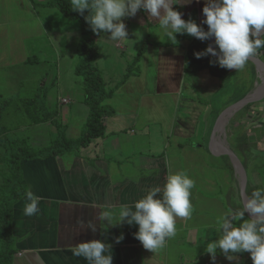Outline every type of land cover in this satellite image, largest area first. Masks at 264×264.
I'll return each instance as SVG.
<instances>
[{
    "label": "crops",
    "instance_id": "crops-1",
    "mask_svg": "<svg viewBox=\"0 0 264 264\" xmlns=\"http://www.w3.org/2000/svg\"><path fill=\"white\" fill-rule=\"evenodd\" d=\"M49 1L0 0V69L20 64L27 71L31 50L40 54L47 49L43 54L54 56L57 63L51 68H55L53 89L45 95L46 109L56 112L66 137L78 138L90 114L85 84L73 61L82 27L78 19L47 6ZM205 3L191 0L173 7L183 19L201 25ZM122 19L128 40L111 42L109 33L96 37V52L107 61L116 59V49L119 55L135 56L130 67L125 62L119 69L120 76L104 78L106 87L114 88L106 102L116 110L106 120V136L80 150L21 161L28 188L40 197V211L28 217L23 213L28 203L25 196L16 203L12 264H88L85 258L73 256L71 248L93 239L111 246L113 264H253L248 252L237 253V259L229 261L217 249L213 262L205 250L207 243L219 238V219L229 210L242 209L244 200L238 170L229 155L214 148L212 133L227 108L263 83L260 68L249 60L243 70L225 69L220 74L206 59L203 67L189 70L186 57L195 37L176 34V40L171 39L143 10ZM149 21L154 32L148 30ZM152 36L156 39L149 41ZM256 56L264 60V49ZM46 75L45 79L50 77L47 71ZM19 84L24 88L26 81ZM0 93V99L19 96L13 85L0 88ZM258 98L234 113L223 135L246 168L247 196L264 188V96ZM16 133L39 148L36 145L51 143L59 128L48 121ZM224 158L226 165L216 162ZM175 173L187 174L195 182L192 214L189 219L177 218L176 235L164 248L151 252L135 238L138 225L118 222L119 210L132 208L148 188L162 186ZM105 211L112 213L110 221L103 219ZM81 221L92 222L96 231L82 228ZM121 234L124 238L117 243Z\"/></svg>",
    "mask_w": 264,
    "mask_h": 264
},
{
    "label": "clouds",
    "instance_id": "clouds-1",
    "mask_svg": "<svg viewBox=\"0 0 264 264\" xmlns=\"http://www.w3.org/2000/svg\"><path fill=\"white\" fill-rule=\"evenodd\" d=\"M188 3L191 0H70L73 11L83 15L87 10L84 18L93 33H109L107 40L114 43L128 40L122 18L134 17L138 10H143L173 40L176 34H187L201 41L214 38L215 47L210 43L194 55L200 59L211 54L216 59L210 60V64L221 68L243 70L249 59L264 49V0H206L202 23L207 25V30L192 19H183L173 7ZM194 186V180L187 174H170L162 186L148 188L132 208L121 207L118 222L138 225L134 235L146 250L162 249L176 235V219L191 217L190 196ZM25 198L28 203L23 209L24 215H36L40 211V197L28 189ZM246 212L248 219H245ZM111 217V212L103 213V219L110 221ZM218 224L219 238L207 243L205 250L213 262L219 249L229 261L236 260L237 253L248 252L253 264H264V188L252 191L243 200L242 209L229 210ZM81 227L96 231L90 221H81ZM123 238L121 234L116 242ZM109 248L103 240L93 239L78 242L71 252L73 256L85 258L88 264H113Z\"/></svg>",
    "mask_w": 264,
    "mask_h": 264
},
{
    "label": "trees",
    "instance_id": "trees-1",
    "mask_svg": "<svg viewBox=\"0 0 264 264\" xmlns=\"http://www.w3.org/2000/svg\"><path fill=\"white\" fill-rule=\"evenodd\" d=\"M46 5L58 8L69 18L78 19L81 23L83 37L79 47L80 60L76 65V73L83 78L86 91L85 103L90 107V114L82 128L81 136L68 138L61 123L55 117L56 112L46 109L45 93H40V86H36L35 93L27 96L15 95L0 99V147L5 148L3 156L8 165V169L1 172L6 183L0 184V264L13 263L16 252V240L13 233L15 205L29 189L23 175L21 161L23 159L49 158L80 150L90 145L106 136V120L116 113L114 107L106 102L113 96L114 90L106 87L99 69L93 63L97 34L92 32L84 18L88 14L87 10L83 15L73 11L70 0H50ZM201 26L207 30L206 24H201ZM209 42L210 39L201 41L194 38L186 57L187 69L197 70L205 65L206 59H216L210 54L200 59L194 55L195 52L204 50ZM32 61L33 58H29L28 62ZM212 70H218L220 74L225 72V68L219 67L218 64H213ZM48 121L59 128V133L51 143L43 147L35 148L27 138L12 140L13 138L10 136L22 127H30Z\"/></svg>",
    "mask_w": 264,
    "mask_h": 264
},
{
    "label": "rangeland",
    "instance_id": "rangeland-1",
    "mask_svg": "<svg viewBox=\"0 0 264 264\" xmlns=\"http://www.w3.org/2000/svg\"><path fill=\"white\" fill-rule=\"evenodd\" d=\"M47 6H49V5H47ZM147 26H148L149 31L154 32V26H153V24L150 23V21L148 22ZM155 39L156 38L154 36H152L148 40L153 41ZM79 47H80V45L78 44L77 55H76V57L73 58V61L75 60L76 63H79V60H80V48ZM97 47H98V45L95 46L93 63L99 69V72L103 77V80H104V78L106 79V76L110 75V74H115L117 76L118 75L120 76L122 71H120L119 69L122 66H124L125 62L128 63L126 65V68H128V66L130 67L132 65L133 59L135 57L134 55L133 56L132 55H126V54L119 55L120 50L116 49L117 52L115 53V55H116L117 60L112 59V60L107 61L103 56L98 55V52H96L98 50ZM31 51H32V54L29 57L33 58V61L29 62L28 66L25 67L28 69L27 71H25L23 68H21L20 64L10 65L11 69H8L6 71L0 69V88L3 87L4 89H9V87L11 85H13L15 88V92L18 95H30L32 93H35V90L37 88L36 86H41L40 83L42 82L43 86L39 89L40 93H45V95H46L50 92V89L51 90L53 89L52 88L53 83L51 80L52 79L51 76H53L52 74L55 71V68L53 69V71H51V68L56 65V63H57V62L55 63L56 58L54 59V56H52L50 54H46V55L43 54L44 52L47 51V49H41L40 54L37 53L35 50H31ZM138 53H140V51L136 52V56L139 55ZM35 59H38L37 62L34 61ZM120 60H122V62ZM67 61L70 62L71 60L69 59ZM39 62H41V63H39ZM46 71H47V74H50L49 75L50 77L46 78L47 80L44 78L45 77L44 75H46ZM28 79H29L30 83H27ZM22 81H24V82L26 81L24 88H21V86H20L21 84H19ZM43 83H45V84H43ZM19 86H20V88H19ZM22 89H24V91ZM109 89L114 90V88H109ZM198 93L200 95L199 96L200 98H205L200 92H198ZM0 94L2 95V93H0ZM244 108L246 110L247 107H243V109ZM227 129H228V127L226 128V133H227ZM39 130H41V129H39ZM10 136H11V138H13L12 140H14L16 138L17 139L18 138H24V139L27 138V136L24 137V134H19V133H14ZM224 136H223V138H224ZM227 143H228V141L226 138V144ZM36 146L40 147V145H36ZM4 152H5V148L3 146H1L0 147V184L6 183L1 172L8 169V165L6 163L7 160L3 156ZM210 159L214 160L211 156H210ZM216 162L217 163L221 162L223 165H226V163H227L226 158L222 159L221 161L217 160ZM223 175L227 176L225 170H223Z\"/></svg>",
    "mask_w": 264,
    "mask_h": 264
},
{
    "label": "water",
    "instance_id": "water-1",
    "mask_svg": "<svg viewBox=\"0 0 264 264\" xmlns=\"http://www.w3.org/2000/svg\"><path fill=\"white\" fill-rule=\"evenodd\" d=\"M214 41V38L211 39L210 43H213ZM213 46L215 47L214 43H213ZM249 60H252L254 61L258 67L259 65L261 67L264 68V60L259 57V56H252ZM264 96V91L261 95H258V96H254V93L251 94L250 96L246 97V98H243L242 100H240L238 103L234 104L233 106L227 108L219 117L215 127H214V130H213V133H212V142H214L216 140V138L218 137V133H219V124L221 122V120L223 119V117L225 116V114L227 113L228 110L234 108V107H241L245 104H248V103H251V102H254L260 98L258 97H263ZM222 153L224 154H227L229 155L233 162H234V165L236 166L237 170L238 168L240 169L241 173H242V196L244 199L247 198V195H246V185H247V172H246V168L244 166V164L242 163V161L238 158V156L225 144L224 145V150L222 151Z\"/></svg>",
    "mask_w": 264,
    "mask_h": 264
},
{
    "label": "bare ground",
    "instance_id": "bare-ground-1",
    "mask_svg": "<svg viewBox=\"0 0 264 264\" xmlns=\"http://www.w3.org/2000/svg\"><path fill=\"white\" fill-rule=\"evenodd\" d=\"M259 68H260V71L262 73V76L264 78V68L261 67L259 65ZM264 91V81L263 83L256 89V91L254 92V96H258V95H261ZM240 109V107H234L230 110L227 111V113L225 114V116L223 117V119L221 120L220 124H219V135L218 137L216 138L215 143H214V148H217L219 149L220 151H223L224 150V145L226 144V138L224 137L223 138V135H226V126L229 122V120L231 119V117L234 115L235 112H237L238 110ZM218 146L220 148H218ZM238 173L240 175V178L242 180V173L240 171V169L238 168Z\"/></svg>",
    "mask_w": 264,
    "mask_h": 264
},
{
    "label": "built area",
    "instance_id": "built-area-1",
    "mask_svg": "<svg viewBox=\"0 0 264 264\" xmlns=\"http://www.w3.org/2000/svg\"><path fill=\"white\" fill-rule=\"evenodd\" d=\"M63 101H67V99H63Z\"/></svg>",
    "mask_w": 264,
    "mask_h": 264
}]
</instances>
